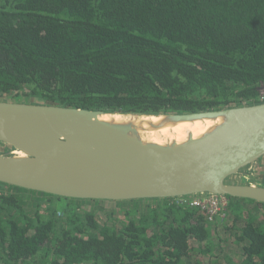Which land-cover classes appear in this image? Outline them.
Segmentation results:
<instances>
[{
    "label": "trees",
    "instance_id": "1",
    "mask_svg": "<svg viewBox=\"0 0 264 264\" xmlns=\"http://www.w3.org/2000/svg\"><path fill=\"white\" fill-rule=\"evenodd\" d=\"M262 85L264 0H0V97L191 113L261 103ZM228 198L211 221L176 198L0 184V264H264V204Z\"/></svg>",
    "mask_w": 264,
    "mask_h": 264
},
{
    "label": "water",
    "instance_id": "2",
    "mask_svg": "<svg viewBox=\"0 0 264 264\" xmlns=\"http://www.w3.org/2000/svg\"><path fill=\"white\" fill-rule=\"evenodd\" d=\"M206 120L215 123L200 136L150 139L171 124ZM0 145L11 149L0 153V184L50 196L125 202L213 194L264 204V184L250 180L264 158V101L139 114L0 100Z\"/></svg>",
    "mask_w": 264,
    "mask_h": 264
},
{
    "label": "bare ground",
    "instance_id": "3",
    "mask_svg": "<svg viewBox=\"0 0 264 264\" xmlns=\"http://www.w3.org/2000/svg\"><path fill=\"white\" fill-rule=\"evenodd\" d=\"M124 118L125 117L120 115H115V116L105 115L102 117L103 120H107V121H111L112 119H115L116 121H120L121 119ZM213 123H215V121L206 120V121H198L193 124L181 123L176 126L171 124L168 128H164L161 131H159L160 132L159 134L153 132V135L151 136L150 139L156 143H160V142L164 143L167 141H174V140L182 142L187 139L189 134H193L194 136H200L201 134L205 133L212 126ZM3 149H6V147L4 148L3 146ZM14 154L20 155L21 153L15 151Z\"/></svg>",
    "mask_w": 264,
    "mask_h": 264
},
{
    "label": "built area",
    "instance_id": "4",
    "mask_svg": "<svg viewBox=\"0 0 264 264\" xmlns=\"http://www.w3.org/2000/svg\"><path fill=\"white\" fill-rule=\"evenodd\" d=\"M251 179L252 178L250 177V180ZM176 200L188 201L192 206L200 207L206 210L208 218L211 221H215L217 218H225L229 203L228 196L213 194L183 196L177 197Z\"/></svg>",
    "mask_w": 264,
    "mask_h": 264
},
{
    "label": "rangeland",
    "instance_id": "5",
    "mask_svg": "<svg viewBox=\"0 0 264 264\" xmlns=\"http://www.w3.org/2000/svg\"><path fill=\"white\" fill-rule=\"evenodd\" d=\"M260 92H261V100L264 101V85H262L260 87ZM25 93H28V90L25 88L23 89L22 91H20V93H14V94H10V95H4V96H1L0 97V100L2 101H9V102H18V103H29V104H42L44 102L40 101L39 99H36V98H32V97H28L25 95ZM251 101H253L252 99H250ZM247 103V104H250L249 102H244V104ZM3 146L4 145H0V152L1 153H7L9 152L11 149H3ZM5 148V146H4ZM258 168V169H257ZM257 168L253 169L255 170L258 174H259V177H256L255 175H253V178L251 179L252 182L254 183H258L259 181L261 183L264 184V165L260 166L258 165Z\"/></svg>",
    "mask_w": 264,
    "mask_h": 264
},
{
    "label": "crops",
    "instance_id": "6",
    "mask_svg": "<svg viewBox=\"0 0 264 264\" xmlns=\"http://www.w3.org/2000/svg\"><path fill=\"white\" fill-rule=\"evenodd\" d=\"M258 165H264V158L262 159V160H260L253 168H252V174L253 175H255L256 177H258L259 179H260V177H259V174L255 171V170H253V169H255V168H257V166ZM258 169V168H257Z\"/></svg>",
    "mask_w": 264,
    "mask_h": 264
}]
</instances>
